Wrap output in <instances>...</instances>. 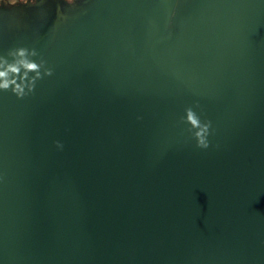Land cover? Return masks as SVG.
<instances>
[{
  "label": "water",
  "instance_id": "95a60500",
  "mask_svg": "<svg viewBox=\"0 0 264 264\" xmlns=\"http://www.w3.org/2000/svg\"><path fill=\"white\" fill-rule=\"evenodd\" d=\"M18 50L0 264H264V0H0Z\"/></svg>",
  "mask_w": 264,
  "mask_h": 264
},
{
  "label": "clouds",
  "instance_id": "9594fccd",
  "mask_svg": "<svg viewBox=\"0 0 264 264\" xmlns=\"http://www.w3.org/2000/svg\"><path fill=\"white\" fill-rule=\"evenodd\" d=\"M14 55L19 57V59L13 65H7L3 61H0V87L6 88L8 86L9 81L7 76L9 72H15L21 66L28 69H34L36 67V65L30 63L24 58L25 53L23 50H18ZM17 91H19V89H17Z\"/></svg>",
  "mask_w": 264,
  "mask_h": 264
},
{
  "label": "rangeland",
  "instance_id": "374dc122",
  "mask_svg": "<svg viewBox=\"0 0 264 264\" xmlns=\"http://www.w3.org/2000/svg\"><path fill=\"white\" fill-rule=\"evenodd\" d=\"M9 1H11V2H12L13 0H9Z\"/></svg>",
  "mask_w": 264,
  "mask_h": 264
}]
</instances>
